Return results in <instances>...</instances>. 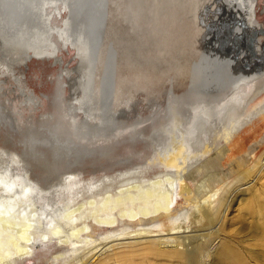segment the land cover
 <instances>
[{
  "label": "bare ground",
  "instance_id": "bare-ground-1",
  "mask_svg": "<svg viewBox=\"0 0 264 264\" xmlns=\"http://www.w3.org/2000/svg\"><path fill=\"white\" fill-rule=\"evenodd\" d=\"M252 1L0 0V70L33 109L42 99L15 70L38 62L68 79L70 113L89 132L114 128L140 103L151 111L164 107L169 119L147 137L154 152L149 163L102 182L117 187L100 195L104 216L77 225L73 206L41 210L32 202L12 248L2 239L0 252L10 250L0 264H26L40 246L50 253L48 260L43 252V264H264V153L250 167L256 157L250 150L233 161L247 168L222 171L236 137L264 120V36L257 31L264 26L255 24L264 0H254L258 8ZM87 24L95 37L75 48V34ZM71 51L78 60L72 69L63 57ZM78 175L61 179L50 195L62 186L73 190ZM230 177L234 188L223 184ZM10 179L0 178L9 197L0 209L14 207L8 201L18 187ZM25 187V196L36 195ZM21 196L14 198L20 208ZM238 199L247 214L228 230ZM103 228L108 231L98 235Z\"/></svg>",
  "mask_w": 264,
  "mask_h": 264
},
{
  "label": "rangeland",
  "instance_id": "rangeland-1",
  "mask_svg": "<svg viewBox=\"0 0 264 264\" xmlns=\"http://www.w3.org/2000/svg\"><path fill=\"white\" fill-rule=\"evenodd\" d=\"M256 7L258 8V5ZM256 16L258 23L264 21V16L259 14L257 10ZM74 56V51H71L70 55L63 52L66 63H70L68 66L70 69L76 67L78 63ZM47 64L43 65V63L36 62L29 64L27 69L19 67L15 70L16 75L20 74L22 76L25 73L27 87L42 99V104L37 106L38 109H33L32 103L18 90L17 84L10 73L6 71L2 73L4 69L3 71L0 70V178L2 176L8 179L11 178L10 180L13 182L11 185L18 187V194L12 195L11 198L13 199L10 198L8 201L14 207L0 209V244L5 245L10 240L7 243L10 249L12 248L11 243L15 241L17 233L20 231L19 227L23 226L22 224L27 221V218H30V211L34 206L29 209L26 206H30L32 202H35V206L41 210L50 208L55 210L61 209L60 207L70 208L73 206L78 209L79 216L77 214L76 218L79 221L77 225L80 224V219H90L92 214L94 217L104 216L105 209L103 208L105 204H103V198L100 195L107 191L116 190L117 187L113 188V185H108V183L102 185V182L111 175L115 176L124 173L123 171L132 170V167L149 163L154 152L147 137L151 135L155 128L169 121L168 117L164 116L165 112L162 111L164 107L161 108L162 112L158 109L151 111L147 104L140 103L133 108L134 110L127 112L125 117H121L114 128L100 132L93 130L89 132L85 127L76 123L79 117L70 113L71 84L68 79L66 77L58 78L59 71L57 72ZM75 76L77 75L73 74L71 78ZM249 93H252V91L245 92V97H248ZM176 95L179 101H189L186 100L187 97L184 93H177ZM172 100L176 99L173 97L168 98V102H172ZM11 121L14 123H11ZM241 134L236 137L231 147H229L230 151H228V156H226L223 163V172L235 165L233 161H239L238 157L247 154L250 150L256 156L250 160V167L264 153V146H259L264 142V120H259L255 125L245 127V131ZM239 166H233L236 172L248 167ZM141 172L136 171L135 175H146L140 174ZM77 173L80 175L72 183L73 190L62 186V190L59 188L57 190L58 195H50L57 189V184L61 179L63 180L64 177ZM237 175L238 173L235 174V177ZM148 176L152 178L153 173ZM235 177L224 179L223 184H226L229 188H234ZM121 179H115L112 182ZM196 184H194L195 187ZM25 185L34 188L36 195L25 196ZM221 187L223 185L219 186V188ZM19 193L22 194L18 202L21 208L16 206L17 201L14 200ZM5 195H7L6 191L1 189L0 202L5 197L9 198ZM221 195H223V191ZM33 198L37 200L34 201ZM241 203L242 201L238 199L233 204V210L226 221L228 230L239 228L240 223L238 221L244 214H247L246 210L243 209V204L240 206ZM100 204H103L102 207ZM5 218L6 220H4ZM95 218L97 219V217ZM12 222L15 225H12ZM94 222L96 223V220ZM87 225H91V220ZM97 231L99 235L108 230L103 228V230ZM4 237L7 240V242L5 240V243L2 241ZM240 237L242 238L243 235ZM7 245L4 248L2 247L3 250L1 248L3 253L10 250ZM47 250L43 251L42 246H40L36 250L37 256H33L26 264L46 263L42 259V254L47 252L46 255L50 260V253ZM2 252H0V256L3 254Z\"/></svg>",
  "mask_w": 264,
  "mask_h": 264
},
{
  "label": "flooded vegetation",
  "instance_id": "flooded-vegetation-1",
  "mask_svg": "<svg viewBox=\"0 0 264 264\" xmlns=\"http://www.w3.org/2000/svg\"><path fill=\"white\" fill-rule=\"evenodd\" d=\"M253 3H254V8H255V6H256V1H252ZM256 11V10H255ZM256 15V14H255ZM257 17V16H256ZM256 17H255V24H263V26H264V23L263 22H260V23H258L257 21H256ZM86 27H89V28H87L86 29ZM90 27H91V24H87V25H84V26H82L79 30H77L78 32H77V34H75L76 36H77V40H75V48H76V46L77 45H80L81 43H80V41L79 40H83V42L87 45V46H90L89 45V40H91V39H94V35L92 34V32H90ZM85 34H89V37H84V35Z\"/></svg>",
  "mask_w": 264,
  "mask_h": 264
},
{
  "label": "water",
  "instance_id": "water-1",
  "mask_svg": "<svg viewBox=\"0 0 264 264\" xmlns=\"http://www.w3.org/2000/svg\"><path fill=\"white\" fill-rule=\"evenodd\" d=\"M258 33L264 36V30L263 29H257Z\"/></svg>",
  "mask_w": 264,
  "mask_h": 264
}]
</instances>
